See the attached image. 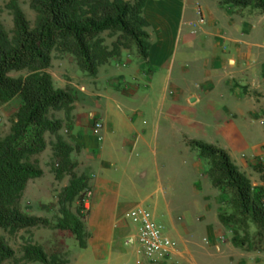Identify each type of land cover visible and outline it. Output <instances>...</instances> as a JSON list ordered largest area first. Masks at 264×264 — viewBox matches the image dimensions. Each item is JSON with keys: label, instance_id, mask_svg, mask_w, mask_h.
<instances>
[{"label": "rangeland", "instance_id": "obj_1", "mask_svg": "<svg viewBox=\"0 0 264 264\" xmlns=\"http://www.w3.org/2000/svg\"><path fill=\"white\" fill-rule=\"evenodd\" d=\"M10 1L0 0V24L8 32L14 28L13 16L6 8ZM17 1L33 25L36 14L30 8V0ZM151 1L155 6L149 9L154 21L151 28L147 29L151 33V47L154 44L158 46L162 41L161 34L165 33L164 30L158 32L156 27L165 26L167 47L163 50V56L167 58L169 54L171 55L180 20L179 44L176 47L179 55L181 53L203 55L209 52L216 57L217 53L214 50L220 49V66H217V69H221L227 76L221 81L217 74L208 75L206 70L209 66L205 68L203 58L186 60L189 70L187 73L183 72V75L180 59L177 58L174 77L180 79L182 76L183 80L186 79L187 81L184 82L186 85L188 83L192 91L201 94L203 89L209 90L205 88L208 79L214 80L216 86L204 97L206 100L201 106H196L197 95L188 93L186 104L189 111L182 110L177 116L174 113L172 124L162 117L156 165L165 179L169 176L176 179L175 187L179 191L172 199L173 206L171 204V207L165 208L161 198L160 208L156 205L151 206L155 197L141 202L157 184L156 167L151 160L150 163H146L147 175L137 177L135 171L141 167H136L139 164L138 158L133 156L128 165L122 158L127 152V149L125 152L122 150V135L116 134L110 140L113 152L107 162L113 165L106 169L111 181L109 187L114 188L116 192L117 184L120 186L118 201L114 200L116 193L114 195L108 192L103 195L100 193V187L95 183L99 177V171L89 162L90 158H78V160L75 158L78 163L75 172L78 176L84 175L88 178V188L83 202L77 200L70 204L69 208L80 216L85 225L86 248L93 236L91 229L93 227H90L88 223L92 204L96 200L91 215V219L95 222L94 228L100 234L104 231L102 224L115 230L111 227L114 225V220L118 218L115 223V232L118 236L121 234L120 242H123L132 230V221L125 218V213L138 204L148 207L164 226L168 235L177 242L180 255L167 264H186L185 261L183 262L186 257L189 259L187 264H229L226 259L232 258L230 251L233 247L238 249V255L242 258L248 255L250 264H264L262 261L264 259V229L261 230L252 223L248 226L221 223L220 215L233 213L231 193L228 188L214 186L210 175V161L202 157L199 150L192 145L193 141H204L224 149L230 154L239 170L251 181L255 194L258 193L257 189L264 186V12L253 7L223 4V0H171L173 4L169 2L170 0ZM120 35V33L105 32L101 37L105 40L104 45L113 49V43ZM185 35H187L186 39ZM123 43L127 48L122 46L119 56L102 65L98 72L100 75L92 77L86 73L90 77V82L87 84L95 94L93 101H90L91 98L88 100L89 104L99 103L96 99H100L98 96L101 94L108 93L116 98V95H123L124 91L131 92V89L137 85L135 79L139 77L141 71L145 77V82L142 84H147L155 74L156 84L150 88L149 95H144L145 93L142 92L126 100V96L125 98L121 96L127 105L132 106V109L137 107L141 109L140 105H144L149 116L146 120L150 122V116H154L153 108L158 102L157 97L162 94L161 91L166 86V83L163 86L166 68L159 67L160 71L156 74V66L144 62L133 42L123 39L122 45ZM184 43L189 46V51H184ZM210 47H214V50L210 51ZM61 55L55 52L56 59H59ZM214 66L212 63L211 70H214ZM57 73L54 76L57 84H63L64 80L71 79L69 75L72 73L69 71L67 76L61 65L57 67ZM76 79L84 81L81 77ZM98 92L102 93L96 95ZM221 93L228 94L229 99L238 96L239 99L244 100L248 113L245 111L240 116V112L233 113L234 110L230 109L227 112V118L223 114L212 116L206 109L207 104L212 102H215V105L218 104L222 99H219ZM164 94L165 97L170 98L172 91L166 88ZM209 100L212 102H208ZM112 101L110 99L111 103ZM70 113L65 110L67 122H70ZM53 115L56 117L55 113ZM226 121L235 123L233 126L236 128L229 127ZM97 122L101 123L100 119L96 115L92 116L90 125L95 128ZM180 130L189 137L198 139L187 138L188 153L184 145H181ZM6 131H8V116L0 111V136H4ZM243 138L248 143L245 146L243 143H237ZM45 139L47 151L34 157L44 170V176L33 180L30 188L22 196L19 208L29 215L48 219L50 225L32 227L14 234H9L0 228V237L15 250V256L1 264H43L24 260L23 249L28 243L42 246L49 257L56 255L59 259L57 264H83L84 262L86 248L82 249L79 246L71 231L58 228L59 220L62 218L58 196L64 186L70 183L71 177L65 176L60 182L55 179L56 160L52 150L55 136L50 133L45 134ZM98 139L101 140V137ZM204 204L210 208H205ZM165 210L169 212L170 219L165 218ZM124 224L127 225L128 230L122 232ZM206 224L211 226L213 230L211 233L203 230ZM176 225L180 226L176 227ZM214 232L219 241L217 245L220 246V251H217L214 244L216 238ZM236 233L239 246L234 243ZM214 257L218 258V261L212 260Z\"/></svg>", "mask_w": 264, "mask_h": 264}, {"label": "trees", "instance_id": "obj_2", "mask_svg": "<svg viewBox=\"0 0 264 264\" xmlns=\"http://www.w3.org/2000/svg\"><path fill=\"white\" fill-rule=\"evenodd\" d=\"M148 0H30L36 18L31 25L17 0L6 8L13 16L14 28L8 32L0 24V106L17 95L23 105L15 114L9 134L0 139V228L9 234L32 227L48 226L46 218L29 215L19 208L28 184L41 178L43 170L34 157L47 148L45 134L55 136L52 150L56 160L55 178L61 181L70 176V183L58 196L60 213L58 228L71 231L79 246L86 248L85 225L69 205L83 202L88 178L78 176V163L71 155L72 147L62 135V121L54 111L71 112L75 95L70 88L55 87L48 72L53 54H71L78 67L96 77L99 68L120 55L122 40L133 42L139 55L149 63L151 49L150 22L143 10ZM223 4L253 7L264 12V0H223ZM120 33L113 49L104 45L101 35ZM27 71L25 76L13 77L12 72ZM200 155L210 161V175L214 186L228 188L233 213L220 215L224 225L252 223L264 229V186L255 194L251 181L222 148L203 141H193ZM237 233L234 243H237ZM24 260L43 264H57L56 255L49 257L38 244L28 243L23 249ZM15 250L0 237V264L12 259ZM60 264V263H59ZM62 264V263H61Z\"/></svg>", "mask_w": 264, "mask_h": 264}, {"label": "crops", "instance_id": "obj_3", "mask_svg": "<svg viewBox=\"0 0 264 264\" xmlns=\"http://www.w3.org/2000/svg\"><path fill=\"white\" fill-rule=\"evenodd\" d=\"M170 3L173 4V2L170 0ZM155 7L152 4L151 0L147 1V4L143 10V14L145 18L150 22V28L153 23V17L151 13L149 12V9ZM173 12V11H171ZM181 16V14H180ZM156 30L158 32H162L161 30H164V34H161V40L159 42V45L156 46L155 44L152 45L149 53V63L156 66L155 73L157 74L160 69L159 67L166 68L165 75L163 78V86L166 83L165 88L161 91V95L157 97L158 102L155 104V107L153 108L154 116H150V122L146 120L149 118L147 115V109H145L144 105H140L141 109L139 107L132 109V106L127 105L123 98L121 96H126L125 100L131 97H135L138 93L142 94L144 92V95H149L150 88L156 84V75L154 74L152 78L147 82V84H142L144 81V75L142 71L139 73V77L135 79L137 81V85L131 89V92L124 91L123 95H116V98H113L112 95L107 94H101L97 93L96 95L101 94L100 99H96V101L99 100V103H96L93 105L89 104L90 101H93V97L95 94L92 93L90 89V85L87 84L90 81V77L83 72L78 65L75 63V58L73 55L65 53L60 56L59 59L55 58V53L53 54V60H52V66L49 68L48 72L52 76L53 82L55 87L60 89H66L70 88L72 92L75 95V102L73 104V108L70 113V122L65 121V110L60 111H54L53 113L56 114V118L62 121V129L60 130L59 134L64 137V139L75 148L74 152L71 155V158L75 161V158H90V161L92 165L97 167V171H99V177L96 179L95 183L96 186L98 185L100 187V193L103 195V193L108 192L112 195H115V201H118L119 192L118 189L120 188L119 184H117V190L115 192V189L111 186L109 187L111 181L109 178V175L106 173V169L109 167H112V163H108V158H110L112 154V143H110V140L115 137L116 134L122 135V150L125 152L127 151L122 158L126 162V164H129L130 159H132L133 156L135 158H138L139 164L136 165V167L141 166L140 168H134L136 169L135 175L137 177H142L147 175V171L145 170L146 163H150L151 160L154 162V167H156V181L157 184L153 190L144 197V200H149L150 198L153 199L151 206H158L160 208V198L164 201L165 208L171 207L172 199L173 197L177 196L178 189L176 186V179H174L171 176H167L168 178L165 179L162 175V173L158 170V166L156 165V161L158 158V152H159V138L160 133L162 132L161 128V121L162 117H165L168 122L171 124L172 117L177 116L180 111L186 110L189 111V108L186 104V101L188 100V93H195L197 95V105L201 106L203 105L204 100H206L204 97L211 93L212 90L215 88V82L214 80H207L206 82V89H203L202 93H196L192 91L190 87H188L185 84V80H183V77L180 76V79H176L174 77V70H175V63L177 61V58L180 59V69L183 74V72H186L189 70L188 68V62L186 63V60L188 59H196V58H203L204 66L207 69L206 70L208 75L217 74V77L219 76V80H223L226 78V73H223L221 69H217V66H220V49L214 50V47H210V51L214 50L215 53H217L216 57L213 55H210V53L206 54H199L195 55L192 53L184 54L181 53L179 55V51L176 50V47L179 44V32H180V20L178 29L176 32V36L174 38V50L172 54L164 58V48L167 47V28L164 26L156 27ZM151 31V30H150ZM150 37L151 33L149 32ZM153 37V36H152ZM187 35H185L186 39ZM187 41V40H186ZM185 50L189 51V46L184 43ZM206 49L208 48L207 46ZM187 49V50H186ZM174 53V56L172 57ZM237 53H235L236 55ZM234 55V56H235ZM68 61V62H67ZM191 63V62H190ZM214 63V70H211V64ZM70 64V65H69ZM61 65L63 68V71L65 74H67L69 71L72 73L70 76V80H64L63 84H57L55 80V75H57V67ZM69 65V66H68ZM210 71V72H209ZM215 72V73H213ZM27 74V71H20V72H12L10 75L13 77H19V76H25ZM100 75V73H98ZM184 75V74H183ZM138 76V75H137ZM76 77H81L84 81H78ZM97 80V79H94ZM187 81V80H186ZM97 82V81H96ZM209 84V85H207ZM186 85V86H185ZM145 87V88H144ZM166 88L170 89L172 91V96L170 98L165 97V90ZM84 90V92H81ZM91 91V92H89ZM95 91H97L95 89ZM126 92V93H125ZM223 94V95H221ZM219 95V99L221 101L215 105V102H212L209 100L208 102H212L207 104V111L212 114V116L221 115L223 114L225 118H227V112L230 109H233V113L240 112V116L243 115V113L247 111L246 105L244 103V100L239 99V97H231L228 98V94L221 93ZM114 95V94H113ZM121 97V98H120ZM91 98V99H90ZM106 98V100H105ZM90 99V101H88ZM110 99H112V103L110 102ZM123 102H122V101ZM23 105V98L21 95H17L14 97L11 101L8 103L0 106V111L4 113L5 116H8V131H6V134L4 136H0V139L4 138L7 134H9L10 129L12 127V121L14 120L15 114L19 111L21 106ZM96 115L101 123L102 128L100 130H96L93 128L94 126L90 125V120L92 119V116ZM237 119V118H235ZM181 124L182 122L179 121ZM66 123H68L66 125ZM178 124V122H176ZM227 123V121H226ZM235 123H227V125L231 128H234L233 126ZM66 125V126H65ZM236 128V127H235ZM235 131L236 129H232ZM180 133V142L181 145H184V147L187 150L188 153V142L187 138L189 137L186 133H184L182 130L179 131ZM49 133H46V135ZM131 135V137H130ZM98 137H101V140L98 139ZM195 139V138H192ZM198 140V139H195ZM238 140H236L237 142ZM204 142V141H203ZM238 144H244L247 145V141L244 140V138L237 142ZM211 144V143H209ZM214 145V144H213ZM47 149V148H46ZM47 151V150H46ZM144 151V152H143ZM143 152V153H142ZM228 153V152H227ZM229 154V153H228ZM230 155V154H229ZM231 157V156H230ZM76 162V161H75ZM80 162V161H79ZM42 169V168H41ZM43 170V169H42ZM44 172V170H43ZM44 176V174H43ZM43 176L41 178H43ZM38 178V179H41ZM35 179V180H38ZM56 179V178H55ZM64 179V178H63ZM63 179L61 181H63ZM34 180V181H35ZM58 181V180H57ZM33 180L28 184L24 194L27 192V190L30 188ZM60 182V181H58ZM92 182V180H91ZM65 185L64 187H66ZM99 190V188H98ZM118 195V196H117ZM113 198V197H112ZM205 198V197H203ZM96 201V200H95ZM95 201L92 204V211L89 218L88 225L92 229L93 236L88 243V247L84 250V262L83 264H125L128 260L131 259L130 255L128 254L127 250L124 247L123 242L121 241V234L118 236L115 227L116 221H118V218L114 220V225L110 227H105L104 224H102V230L103 233H98L94 226L95 222L93 219H91L92 212L94 210ZM103 201V200H102ZM117 203V202H116ZM119 204V203H118ZM120 204L122 202L120 201ZM205 208L207 207V204H204ZM207 208H210L208 206ZM165 218H171L169 217V212L165 210ZM118 216V215H116ZM109 223V222H108ZM180 226V225H179ZM176 225V227H179ZM182 226V225H181ZM124 229H121L122 232H125V230H128L127 225L124 224ZM181 228V227H180ZM203 230H206V233H211L213 230H211V226L204 225ZM120 231V229H119ZM177 232V230H176ZM214 235L216 236V233L214 232ZM124 241V240H123ZM219 241L217 240V236L214 239L215 247H217V251H220V246L217 245ZM230 256L232 258L226 259L229 264H250V260L247 259L248 255H244L245 257L242 258L240 255H238V249L233 247L231 249ZM88 259V261H86ZM217 260L218 258L212 259ZM189 261V259L186 257L183 262ZM264 261V259L262 260ZM192 262V261H191ZM261 263V262H260Z\"/></svg>", "mask_w": 264, "mask_h": 264}, {"label": "built area", "instance_id": "obj_4", "mask_svg": "<svg viewBox=\"0 0 264 264\" xmlns=\"http://www.w3.org/2000/svg\"><path fill=\"white\" fill-rule=\"evenodd\" d=\"M101 128V123H95L96 130ZM125 218L132 221V230L123 241L131 257L126 264H167L180 255L177 242L148 207L138 204Z\"/></svg>", "mask_w": 264, "mask_h": 264}]
</instances>
